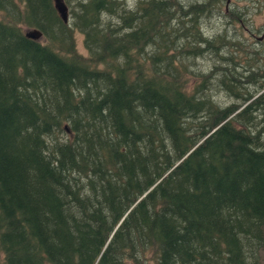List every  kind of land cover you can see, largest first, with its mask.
Instances as JSON below:
<instances>
[{
	"label": "trees",
	"instance_id": "16d2710c",
	"mask_svg": "<svg viewBox=\"0 0 264 264\" xmlns=\"http://www.w3.org/2000/svg\"><path fill=\"white\" fill-rule=\"evenodd\" d=\"M64 1L0 0V264H260L258 51L215 0Z\"/></svg>",
	"mask_w": 264,
	"mask_h": 264
},
{
	"label": "rangeland",
	"instance_id": "374dc122",
	"mask_svg": "<svg viewBox=\"0 0 264 264\" xmlns=\"http://www.w3.org/2000/svg\"><path fill=\"white\" fill-rule=\"evenodd\" d=\"M176 4L184 7L198 6L201 4H209L208 0H174ZM138 0H126V4L129 5V9L134 8ZM215 9L205 10L208 17H204L202 25L206 30V34L212 36L218 31H222L224 28V44L228 45V50L231 49L230 40L233 37H237L240 45L238 46V52L241 55V62H245V52L247 50H256L259 52V57H256L260 64L264 65V0H231L229 7L226 9L225 0H215ZM230 2V0H229ZM29 28L23 27L26 31ZM219 33V32H218ZM77 51L83 56H87V50L84 46V36L79 31L74 32ZM239 55V57H240ZM209 61L196 60L195 64H192L194 68L200 69ZM215 96L223 105H228L237 100L227 93H223L219 90L215 91ZM256 97V96H254ZM253 97V98H254ZM252 98V99H253ZM241 106V104H240ZM258 259L260 264H264V246L258 250Z\"/></svg>",
	"mask_w": 264,
	"mask_h": 264
},
{
	"label": "water",
	"instance_id": "95a60500",
	"mask_svg": "<svg viewBox=\"0 0 264 264\" xmlns=\"http://www.w3.org/2000/svg\"><path fill=\"white\" fill-rule=\"evenodd\" d=\"M54 6L59 13L60 17L65 23H68V6L65 3L64 0H54ZM25 36L31 39H40L42 36V32L37 28H29L26 31H24ZM66 129H68L66 127Z\"/></svg>",
	"mask_w": 264,
	"mask_h": 264
},
{
	"label": "flooded vegetation",
	"instance_id": "af4514ba",
	"mask_svg": "<svg viewBox=\"0 0 264 264\" xmlns=\"http://www.w3.org/2000/svg\"><path fill=\"white\" fill-rule=\"evenodd\" d=\"M230 3H231V0H230V2H229V0H225V4H228V5H225L226 9L229 7ZM227 11H228V9H227Z\"/></svg>",
	"mask_w": 264,
	"mask_h": 264
},
{
	"label": "bare ground",
	"instance_id": "6f19581e",
	"mask_svg": "<svg viewBox=\"0 0 264 264\" xmlns=\"http://www.w3.org/2000/svg\"><path fill=\"white\" fill-rule=\"evenodd\" d=\"M259 53V52H258Z\"/></svg>",
	"mask_w": 264,
	"mask_h": 264
}]
</instances>
